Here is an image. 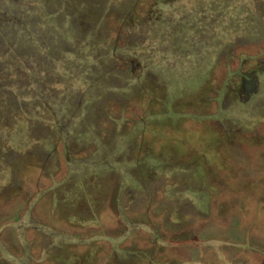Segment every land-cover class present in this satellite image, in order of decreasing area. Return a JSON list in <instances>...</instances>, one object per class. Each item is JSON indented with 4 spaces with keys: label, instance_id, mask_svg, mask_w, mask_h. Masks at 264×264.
Listing matches in <instances>:
<instances>
[{
    "label": "rangeland",
    "instance_id": "1",
    "mask_svg": "<svg viewBox=\"0 0 264 264\" xmlns=\"http://www.w3.org/2000/svg\"><path fill=\"white\" fill-rule=\"evenodd\" d=\"M253 58L264 0H0V264H93L105 239L136 249L101 264H264L261 187L210 195L190 156L218 113L205 151L264 182V70L246 99L231 75Z\"/></svg>",
    "mask_w": 264,
    "mask_h": 264
},
{
    "label": "flooded vegetation",
    "instance_id": "2",
    "mask_svg": "<svg viewBox=\"0 0 264 264\" xmlns=\"http://www.w3.org/2000/svg\"><path fill=\"white\" fill-rule=\"evenodd\" d=\"M244 65L241 66V68H239L240 66H238L237 69H233L231 70V75H233V78L235 80V78L237 79L236 81H238L239 83V89H238V93H242L244 99L248 98L251 94L255 93L257 90V83H258V72H261L262 70H264V58H253L250 60H243ZM244 68H249V71H245ZM218 113H208V115H206V117H195L194 121L200 123L201 126V130H200V134L199 137H197L198 142H200L199 144H195V147L193 148V145H191V150L193 151L192 153H194V150H200L197 151L196 154H193L191 156V162L195 161L197 163H201V170H202V178L204 179L205 183H209V184H213L216 188H217L210 193V195L213 196H218L221 199H228L230 197H239L242 195V192H238L233 190H229V192L226 191H221L223 188V184L228 185V188L232 186L235 187L236 184V188H238L240 191L241 190H254L252 191L251 194H253L254 196L258 194V192L256 190H258L261 187V193H264V182H261L258 178H255L253 175L247 176V175H240V173L238 172V174L234 173L231 168H226L224 162H223V155L221 153H217V154H211V153H207V151H205L208 146L206 143L202 142V134L204 133V131L207 128L206 126L203 125V123H209V121H211V125L215 123V126L213 125V129L215 130V134L219 133V134H223V129L220 126V121L216 118L213 117ZM209 127V125H207ZM218 134V135H219ZM223 146L226 145H212L211 149H218L222 150V148H224ZM259 146V145H258ZM198 160L200 162H198ZM196 163V164H197ZM244 167H240V169L238 170H243ZM257 169L253 168V171L256 173ZM226 174H228L226 176ZM260 182L262 184H260ZM118 221V219H117ZM119 223V222H118ZM125 224L120 223V227L121 228H125L124 226ZM230 224L229 226L231 227ZM118 226V228H119ZM141 227H144V225L140 224ZM229 226H227L229 228ZM234 226V225H233ZM105 229H103V231L101 229H99L98 227L96 228H92L91 226L89 227L88 230L91 236H103V233L106 232L107 228L104 227ZM227 229V228H226ZM232 231V229H227V230H223L222 232V236L223 238L227 239V241L222 240L220 242L225 243V244H229L230 246L235 245V242H241L240 240H235L233 239V235L230 232ZM115 233H118L115 231ZM151 234V233H150ZM234 237H237V239H240V236L237 234H234ZM251 235L249 234L247 236V244L250 245V241H251ZM151 242L153 243V246L156 247L158 245V236H153L151 235ZM202 242H206L205 240H201ZM246 241V240H245ZM95 242V240L93 241ZM99 242L101 244H103L104 249H100L94 257V262L93 264H101V260L99 258V255L102 256V258H109L107 255H113L116 256V250L117 249H124L127 250L126 254H129V248H131V250H135L136 247L135 246H126L125 248L122 247L120 244H118V247H116V249L113 247V245L108 241V240H104V241H96ZM233 242V243H232ZM178 244H173V246H177ZM193 246V244L191 245ZM190 247V246H188ZM174 252H169V251H165L164 253H156L153 254V251L148 252L147 255H143L142 258H145V263L147 264H153L154 260L157 259L158 261H163L162 264H177V260L181 259L182 256H180V254L178 253L177 249L175 248L173 250ZM132 252V251H131ZM133 253V252H132ZM225 253H228V251L226 250ZM117 257V256H116ZM118 260V258H117ZM144 260V259H141ZM167 261V262H164ZM122 264H126L127 261H121ZM142 263L144 264V262L142 261ZM103 264V263H102ZM154 264H161V263H154Z\"/></svg>",
    "mask_w": 264,
    "mask_h": 264
}]
</instances>
